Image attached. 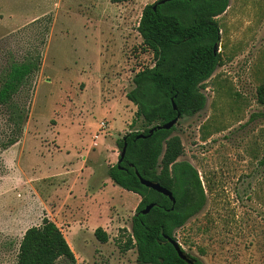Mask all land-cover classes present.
<instances>
[{
    "label": "rangeland",
    "instance_id": "obj_1",
    "mask_svg": "<svg viewBox=\"0 0 264 264\" xmlns=\"http://www.w3.org/2000/svg\"><path fill=\"white\" fill-rule=\"evenodd\" d=\"M156 1L0 0V73L11 58L42 54L15 97L27 118L14 145L10 111L0 108V264H17L18 243L45 217L62 228L77 264H140L120 244L141 196L105 179L117 141L143 129L126 94L155 65L138 26ZM218 21L223 63L206 82L207 105L174 132L207 202L176 234L205 264H264V0H230Z\"/></svg>",
    "mask_w": 264,
    "mask_h": 264
},
{
    "label": "trees",
    "instance_id": "obj_2",
    "mask_svg": "<svg viewBox=\"0 0 264 264\" xmlns=\"http://www.w3.org/2000/svg\"><path fill=\"white\" fill-rule=\"evenodd\" d=\"M229 6L230 0H157L143 9L138 31L156 61L134 75V87L126 94L137 107L133 123L141 120L143 129L127 132L117 141L120 152L127 142L126 153L108 169L114 184L141 196L131 231L120 244L123 252L135 249L140 264H190L179 256L169 238L178 241L176 231L204 208L207 195L197 168L188 160H180L184 145L174 134L179 122L171 129H156L152 134L150 130L172 121L179 113L183 119L206 107V82L223 63L218 17ZM41 65V52L28 53L23 60L9 59L0 73V108L9 109L16 127L9 146L19 141L27 118L25 107L15 97ZM258 94L264 104V85ZM137 171L171 190L175 204L169 196L142 184ZM149 204L154 207L144 214L142 210ZM94 233L102 243L109 241L103 227ZM5 245L14 247L15 242L10 240ZM185 252L192 264H205L199 256ZM61 259L77 264L62 228L48 217L28 228L18 243L17 264H58Z\"/></svg>",
    "mask_w": 264,
    "mask_h": 264
},
{
    "label": "water",
    "instance_id": "obj_3",
    "mask_svg": "<svg viewBox=\"0 0 264 264\" xmlns=\"http://www.w3.org/2000/svg\"><path fill=\"white\" fill-rule=\"evenodd\" d=\"M163 2L166 1V0H162ZM174 108L176 109L177 106L176 104L174 103ZM179 119H180V113L178 114V116L173 119L172 121L164 124V125H159L158 127L156 128H153L150 130V134H152L156 129H171L174 125H176L178 122H179ZM126 148H127V142H125V145L122 149V151L120 152L119 155H121L120 159L118 160V162H120L122 160V158L125 156V153H126ZM137 175L140 177V180L142 182V184H144L145 186L147 187H150L166 196H169V198L173 201V203L175 204L176 202V199L174 197V194L171 190L167 189L166 187L162 186L160 183L158 182H154V181H151V180H148V179H145L143 178L139 172L137 171ZM154 207V204H149L148 206H146L145 209L142 210V212L144 214H147L152 208ZM170 242L174 245V247L176 248L179 256L186 260L187 262H189L190 264H192V261L188 258L186 252L183 250L181 244L176 241V240H173L171 238H169Z\"/></svg>",
    "mask_w": 264,
    "mask_h": 264
},
{
    "label": "built area",
    "instance_id": "obj_4",
    "mask_svg": "<svg viewBox=\"0 0 264 264\" xmlns=\"http://www.w3.org/2000/svg\"><path fill=\"white\" fill-rule=\"evenodd\" d=\"M105 129H108V124L105 122V121H102L101 123H100V130H105ZM95 140L99 137V134L97 133V134H95ZM95 145H96V143H95Z\"/></svg>",
    "mask_w": 264,
    "mask_h": 264
},
{
    "label": "crops",
    "instance_id": "obj_5",
    "mask_svg": "<svg viewBox=\"0 0 264 264\" xmlns=\"http://www.w3.org/2000/svg\"><path fill=\"white\" fill-rule=\"evenodd\" d=\"M94 142L96 143V146H97V145H98L97 142H96V141H94ZM114 146L116 147V141H115ZM112 165H113V164H112ZM108 169H109V168H108ZM105 180H106V181H110V180L112 181V179H111L109 176H107ZM105 183H106V182H105Z\"/></svg>",
    "mask_w": 264,
    "mask_h": 264
}]
</instances>
